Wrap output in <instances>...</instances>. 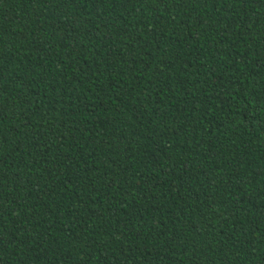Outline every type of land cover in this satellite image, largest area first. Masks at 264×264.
Returning <instances> with one entry per match:
<instances>
[{"label": "trees", "instance_id": "obj_1", "mask_svg": "<svg viewBox=\"0 0 264 264\" xmlns=\"http://www.w3.org/2000/svg\"><path fill=\"white\" fill-rule=\"evenodd\" d=\"M0 264H264V0H0Z\"/></svg>", "mask_w": 264, "mask_h": 264}]
</instances>
